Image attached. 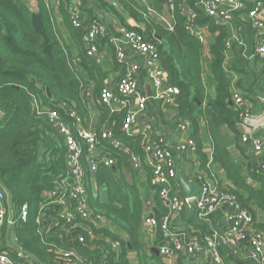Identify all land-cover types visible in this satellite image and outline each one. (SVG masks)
<instances>
[{
  "label": "trees",
  "instance_id": "1",
  "mask_svg": "<svg viewBox=\"0 0 264 264\" xmlns=\"http://www.w3.org/2000/svg\"><path fill=\"white\" fill-rule=\"evenodd\" d=\"M120 1L125 14L104 1L103 7L108 8L122 25L140 31L145 40L158 46L169 84L181 90L173 107L180 118L191 123V137L196 142L195 151L202 168L213 175V166L209 165L203 150L200 133L205 121L214 149L213 163L222 167L225 178L230 182L222 184L217 178L214 183L233 194L253 215L252 227L264 233V220L258 214V210H262L264 216L261 164L258 171L251 170L253 178L263 183V189H256L242 178L221 137L223 125L237 136L241 134L238 128L241 109L233 104V78L226 64L227 42L232 35L230 26L205 15L195 7L197 0H187L199 12L198 22L216 36L209 46L208 86L204 78L206 48L202 41L187 31L186 19L180 9L182 0H148L147 5L137 0ZM37 2L38 10H33L24 0H0V109L5 112L0 118V183L7 191L16 215L24 204L29 206L30 213L26 223L18 222L13 226L10 238L14 235L16 245L24 254H34L37 259H29L36 264H61L55 249H74L89 264H130L131 251L137 253L138 264H167L161 254L156 251L149 253L140 239L144 221L142 196L145 193L138 179L129 182L118 175V167L130 165L127 156L119 150L112 151L118 160L116 169L101 166L95 174L97 187L90 183L88 191L92 208L117 224L127 233L128 239L107 227L93 226L97 238L89 243L79 241L80 230L67 232L60 225L49 231H39L37 216L40 204L55 187L57 179L66 172L67 148L62 134L49 124L47 116L37 113L34 102L38 101L45 110H58L62 119L72 124L73 119L64 107V104L69 105L80 115L83 125L89 128V95L100 96L109 71L87 54L84 32L71 21L73 0H61L59 6L68 38L56 20V9L49 6L47 0ZM171 3L175 6L171 12L174 30H170L157 16L163 14ZM82 4L81 8L90 20L101 21L92 9L86 7L85 0ZM129 19H133L136 25L130 24ZM236 44H232V50ZM235 53L241 56L240 52ZM113 58L117 60L115 55ZM115 63L117 68L123 65L118 60ZM122 70L124 75L125 70ZM91 86L93 90H90ZM210 90H215V94L210 95ZM124 113H111L103 108L102 120L113 126L125 141H135L130 143L143 155L142 142L137 141L138 137H129L121 129ZM145 169L148 171L146 186L159 210L157 217L164 216L168 210L160 200L159 187L153 182L150 166H145ZM113 240L121 242L118 250L111 247L110 241ZM9 250L17 255L14 250ZM236 262L258 264L249 258L237 259Z\"/></svg>",
  "mask_w": 264,
  "mask_h": 264
},
{
  "label": "built area",
  "instance_id": "2",
  "mask_svg": "<svg viewBox=\"0 0 264 264\" xmlns=\"http://www.w3.org/2000/svg\"><path fill=\"white\" fill-rule=\"evenodd\" d=\"M114 7H118L117 0H105ZM49 6L59 9L61 0H47ZM143 5L148 0H139ZM195 7L218 23L233 26L240 12L248 18V26L260 36L254 47V55L264 59V0H197ZM171 18L164 14H157L160 21L170 30H174L171 12L175 10L173 3L168 5ZM181 13L186 19L187 31L204 43L208 41L209 29L198 22V10L189 5L187 0L180 4ZM71 21L74 26L84 29L83 41L87 54L94 57L98 63H103L101 40L107 39L109 46L114 49V55L125 68L114 88L105 87L100 93V103L111 113H124L122 131L129 137L134 135L139 116L143 113L151 100L163 106L176 103L181 90L176 85H170L168 75L164 69L158 46L145 40L143 34L135 29L120 25V36L111 34L107 26L97 19L88 20L83 13L79 0H73L71 8ZM213 34V33H211ZM232 37V35H231ZM232 39L227 42L226 52L232 51ZM145 74L152 86L153 93L141 89V76ZM233 103L241 107L244 102L243 93H233ZM39 115L47 116L51 126L64 137L67 148L66 172L61 175L55 187L51 189L40 204L37 223L39 231H47L61 226L65 231L80 230L79 241L91 242L97 238L92 227L102 228L110 220L101 212L95 211L90 204L88 191L89 184H93L94 175L101 166L112 167L116 163L112 151L119 150L136 171H143L150 166L153 182L159 187V196L168 213L158 218L155 211L146 216V224L152 232L163 231L172 236V243H163L159 249L160 254L169 259L175 254H184L187 257H197L204 254L209 264H238L237 259L249 258L258 264H264V233L254 229L253 215L245 209L236 197L225 189L219 188L213 181L202 173L192 179L199 184V191L193 197H188L178 188V174L175 151H195L196 142L188 136L176 146L170 147L163 136H155L142 141L143 155L138 153L130 142L118 135L113 126L108 124L100 131L87 128L77 111L69 106L64 107L73 123L64 121L56 109L45 110L38 101L34 102ZM0 109V118L4 116ZM190 121L183 119L179 122V129L183 133L190 130ZM239 127L242 129L241 140L261 156V169L264 173V137L252 132L253 115L244 110L241 115ZM90 174V175H89ZM189 182V181H188ZM190 182V183H195ZM148 200L147 204H151ZM228 207L225 209L224 207ZM187 209L197 212L201 218H211L221 214L223 225L214 228L203 238L191 237L184 239L171 232L172 220ZM29 206L24 204L16 215L5 187L0 183V264H36L24 254L16 244L12 248L8 245L7 235L4 233L20 222L29 220ZM87 223V224H84ZM110 228V227H107ZM7 233V232H6ZM115 250L120 248L119 240L110 241ZM14 250L17 255L12 254ZM61 264H89L80 253L74 249H55ZM41 264V263H39Z\"/></svg>",
  "mask_w": 264,
  "mask_h": 264
},
{
  "label": "crops",
  "instance_id": "3",
  "mask_svg": "<svg viewBox=\"0 0 264 264\" xmlns=\"http://www.w3.org/2000/svg\"><path fill=\"white\" fill-rule=\"evenodd\" d=\"M33 10H38L37 0H24ZM103 1L105 0H85L86 7H89L93 10L97 18H99L108 28L111 34L115 36H120L118 33L119 26L122 25L118 18L108 9L103 7ZM119 2L118 10L121 13L125 14V10ZM139 1V0H137ZM80 6L82 0H79ZM108 3V2H106ZM84 4V5H85ZM111 5L110 3H108ZM112 6V5H111ZM83 13L86 15L87 19L88 14L84 12L83 7L81 8ZM164 15L171 18L170 11L168 6L165 7L163 12ZM247 14L240 12L237 15V19L233 26H230L232 31V41L237 42L234 50L230 51L227 56V67L233 78L232 92L240 91L243 93L245 102L241 107V115L244 110H249L253 115V126L252 132L256 135L264 137V59L259 58L254 55V47L260 36L248 26ZM56 20L61 27L62 31L66 38L69 37L68 32L66 31V24L64 17L59 9L56 10ZM129 23L136 25L133 19H129ZM229 26V25H228ZM215 34H208V41L205 44L206 50L204 51V64H205V83L210 85V70L209 63L211 61V56L209 53V46L215 41ZM74 47V45H72ZM102 57L103 64L108 68L109 74L105 82V87L114 88L118 79L122 75V72L125 68L121 65L120 68L116 67L114 60V49L109 46L107 39L101 40ZM235 51L240 52L241 56H236ZM141 89L148 93H153V86L149 78L143 73L141 76ZM90 90H93V87H90ZM210 95L215 94V90L209 91ZM234 104V103H233ZM171 106H163L157 101L151 100L148 104L147 109L141 113L135 127V133L133 136L138 137L140 143L151 137L163 136L166 139L167 144L176 148V146L183 142L188 136L191 137V125L190 130L187 133H183L179 129V122L183 119L178 116V112ZM236 106V105H235ZM237 107V106H236ZM88 108L90 111V120L89 128L96 130H101L108 126L109 123L103 122V107L100 103V96H96L91 93L89 95ZM239 131L242 133V129L239 127ZM201 137L203 142V150L207 154L209 159V165L213 167L211 170L213 175L207 173L201 166L199 156L196 151H185L178 152L175 151L177 168L180 174L186 177L190 182H195L192 177L198 173L204 174L211 181H217V178L222 181V184H230L225 178V173L222 167L219 164L213 163L214 160V149L212 144V139L208 131V126L205 121L202 122L201 126ZM221 137L227 147L231 160L239 167L240 174L242 178L253 186L256 189H263V183L253 178L251 170H257L261 164V156L259 153L255 152L251 147L244 144L240 136L231 130L228 126L223 125L221 128ZM135 142V141H129ZM132 144V143H131ZM133 145V144H132ZM134 147V145H133ZM135 148V147H134ZM176 150V149H175ZM118 165V160L115 165L112 166L115 168ZM132 166L124 164L123 167H118V175H122L129 182H133L134 179H138L143 194L142 198L144 201V221L140 230V239L145 245V248L149 253L151 251L159 252L160 247L163 243H172V236L166 235L163 231L157 233L152 232L148 224H146V216L151 211H155L156 216L159 215V210L157 209L154 197L146 186L147 170L136 171L135 173L131 169ZM116 169V168H115ZM135 174V175H134ZM178 188L183 190L181 182L178 179ZM93 186L97 187V182L94 175ZM148 200H152L151 204H147ZM260 219L264 220L262 210H258ZM162 217V216H161ZM158 217V218H161ZM221 214H216L211 218L205 219L201 218L195 210L187 209L181 215L174 217L171 225V232L177 237L184 239H189L191 237L203 238L207 233H212L213 229H219L223 225L221 219ZM110 224L106 227H110L115 230L123 239L127 240L128 235L126 232L122 231L119 226L113 223L111 220L108 222ZM161 232V233H160ZM11 243L16 244V238H10ZM130 264H138V257L135 251H131L130 255ZM167 264H209L208 258L202 254L197 257L191 258L187 257L184 254H175L169 259H165ZM237 263V262H236Z\"/></svg>",
  "mask_w": 264,
  "mask_h": 264
},
{
  "label": "water",
  "instance_id": "4",
  "mask_svg": "<svg viewBox=\"0 0 264 264\" xmlns=\"http://www.w3.org/2000/svg\"><path fill=\"white\" fill-rule=\"evenodd\" d=\"M81 29H82V32H84V29L83 28H81ZM177 177H178L179 181L181 182L184 193H186L188 197H193L198 193V191H199V184L198 183H196V182L195 183H189L188 180L186 179V177L180 173L178 174ZM224 208L228 209L227 206ZM6 235H7L8 245H10L13 248L14 246L9 243L10 229L7 230ZM157 253L160 254V252H157ZM29 256L34 258V259H37L34 254H29Z\"/></svg>",
  "mask_w": 264,
  "mask_h": 264
},
{
  "label": "rangeland",
  "instance_id": "5",
  "mask_svg": "<svg viewBox=\"0 0 264 264\" xmlns=\"http://www.w3.org/2000/svg\"><path fill=\"white\" fill-rule=\"evenodd\" d=\"M166 16V15H165ZM135 24H136V22H135ZM233 42V41H232ZM14 238V235H12V239Z\"/></svg>",
  "mask_w": 264,
  "mask_h": 264
}]
</instances>
